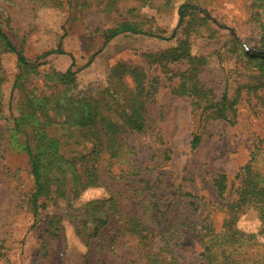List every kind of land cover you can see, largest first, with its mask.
<instances>
[{
  "label": "rangeland",
  "instance_id": "1",
  "mask_svg": "<svg viewBox=\"0 0 264 264\" xmlns=\"http://www.w3.org/2000/svg\"><path fill=\"white\" fill-rule=\"evenodd\" d=\"M183 4L194 8L179 22ZM122 23L145 33L104 42ZM0 28L38 64L24 72L22 90L13 88L20 68L0 38V264H146L125 214L152 224L161 211L172 225L165 237L175 264H205L201 227L219 233L235 201L227 220L246 239L226 250L235 264H264V217L257 215L264 203L252 199L253 172L264 186V0H0ZM67 88L96 100L106 88L128 109L144 110V129L124 128L119 158L100 153V185L80 196L112 198L120 210L96 236L60 200L45 201L34 220L27 157L11 136L26 92L48 102ZM223 93L224 117L208 110L198 120L199 108ZM194 134L200 141L192 149ZM151 245L161 246L158 236Z\"/></svg>",
  "mask_w": 264,
  "mask_h": 264
},
{
  "label": "trees",
  "instance_id": "2",
  "mask_svg": "<svg viewBox=\"0 0 264 264\" xmlns=\"http://www.w3.org/2000/svg\"><path fill=\"white\" fill-rule=\"evenodd\" d=\"M193 8L190 4H183L180 7L179 22L187 14V10ZM122 32L145 33L133 25L122 23L106 31L104 42ZM0 38L7 49L16 55L20 70L13 88L18 87L22 90L21 77L24 72H34L38 64L29 62L10 43L1 28ZM261 47L264 49V35L261 38ZM259 54L264 55V52ZM138 88L140 92L143 91L141 83L137 85L136 90ZM103 91L106 93L101 92L96 100L91 96L73 95L67 88L55 98L48 96V102L42 95L37 96L28 91L25 93L24 104L18 107L17 115L12 117L11 136L15 137V141L19 142V148L25 153L32 178V189L27 198V204L34 220L45 201L56 204L60 200L69 210L80 212L82 217L80 227L88 226L86 233L96 236L109 218L120 211L112 198L80 201V196L86 189L100 185L97 173L100 153L105 151L110 158H119L126 147L120 138L124 128L137 132L144 129L143 118H140L144 113L143 108L130 110L125 105L124 98H120V93H108L106 88ZM147 94L148 92H145V95ZM226 102L227 98L223 93L218 101L203 105L199 108L198 120L209 115L206 114L208 110H216V116L224 117L222 111L225 110ZM199 141L200 136L194 134L190 142L191 148H196ZM257 176L261 175L253 172L252 199H258L264 203V186H259L254 180ZM236 203L235 201L234 204ZM234 204L227 205L228 218L223 221L219 233L216 234L211 225L204 224L205 226L201 227V235L204 239L201 256L205 264H235L231 259V253L236 249V244L240 245L246 238H242L244 234L233 226L234 219H230V222L227 220L234 218L236 208ZM254 208L261 209L260 206ZM258 212L260 219L263 218L264 210ZM121 217V213L117 214L114 221ZM125 217L128 218L127 231L136 236L138 242L146 249L143 252L146 264L176 263L172 252L168 250L171 237H165V233L172 228V225L170 221H167L168 217L164 212L154 213L149 218L152 224L146 223L139 218L140 216L130 217L125 214ZM156 236L160 239L161 246L157 250H152L151 244ZM227 247H233L230 253L227 252Z\"/></svg>",
  "mask_w": 264,
  "mask_h": 264
}]
</instances>
